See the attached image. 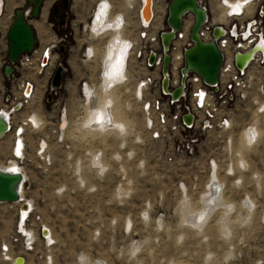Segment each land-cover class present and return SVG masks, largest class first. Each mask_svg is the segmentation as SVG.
<instances>
[{
    "label": "rangeland",
    "instance_id": "374dc122",
    "mask_svg": "<svg viewBox=\"0 0 264 264\" xmlns=\"http://www.w3.org/2000/svg\"><path fill=\"white\" fill-rule=\"evenodd\" d=\"M60 2L51 0L50 4L58 3L60 8ZM23 6L25 0H3L0 40L5 39L6 25L14 11ZM48 12L49 9L44 19L32 21L40 28L38 42H45L53 34H66L65 44L71 50L62 54L57 51V61L65 68L60 87L51 88L48 82L44 92L45 77H36L40 88L34 111L41 120V108L50 121L59 104L66 102L71 106L70 123L63 142H49L50 167L43 168L34 154L38 133L28 137L29 155L22 166L28 176L25 197L33 202L35 211L52 232L50 264H264V113L256 114L251 104L238 109L230 134L234 153L241 152V158L234 154L232 159L247 166L232 177L219 173L217 180L224 185L225 204L214 205L193 223L195 212L202 208V194L209 187L208 181H212L208 158L218 155L221 167L229 159L221 149L220 138L197 135L199 146L192 155H176L168 162L162 143L135 142L138 115L133 110L126 113L117 108L128 126L125 149L120 150L119 141L124 144L125 140L117 133L93 135L96 147L104 148L102 161L107 167L103 172L93 169L88 156L82 155L88 145L87 137L74 142L70 136L77 132L73 111L78 83L94 66L78 60L80 42L73 40L71 32L57 26L49 28L46 24L54 23L52 19L45 24ZM0 54L1 58L3 44ZM9 81L5 82L8 86ZM261 105L264 106V99ZM253 120L259 123L260 140L249 147L242 130ZM9 143V139L0 142V164H6L3 162L8 159ZM80 152L81 171L76 172L74 162ZM116 152L121 159L112 156ZM236 176L240 180L237 183ZM16 224L17 206L10 202L0 204V243L15 232ZM12 247L18 252L13 258L22 254L28 264H47L44 259L48 252L37 234L33 251L23 253L21 244ZM0 264L10 262L0 254Z\"/></svg>",
    "mask_w": 264,
    "mask_h": 264
},
{
    "label": "built area",
    "instance_id": "2783aa9c",
    "mask_svg": "<svg viewBox=\"0 0 264 264\" xmlns=\"http://www.w3.org/2000/svg\"><path fill=\"white\" fill-rule=\"evenodd\" d=\"M170 1L151 0L148 17L146 0H70L71 14L63 24L59 21L57 23L48 21L49 13L47 14L45 24L48 21L46 25L51 29L57 26L58 29L71 32L73 40L80 42L76 54L78 60L81 63L90 62L94 66V69L88 70V75L78 83L77 100L73 111L77 132L70 138L74 142H79L85 135L89 144L85 150L83 149L82 155L88 156L93 169L98 172L105 171L107 167L102 161L105 155L104 148L96 147L92 136L119 134L116 131L107 132L110 130L107 111L114 104L117 106L116 109L123 108L126 113L133 110L140 118L135 142L162 143L168 162L176 155H192L199 146L197 135H216L222 143L223 153L226 152L229 159L224 167H221L218 155L208 158V171L210 175L217 171L232 177L246 167L237 165L232 159L236 153L233 150V137L230 133L237 111L240 107L251 104L256 114L264 113V107L261 105L264 99V49L258 46L264 41V0H195L206 13V19L199 27L197 35L203 42L215 40L222 54L218 78L213 84H207L195 72L182 73L184 53L193 45L190 30L195 16L191 11L182 14L181 26L173 31L174 36L167 48L162 45L161 32L170 29L166 23ZM104 3H107L108 10L98 17L97 13ZM233 6H239L240 11L233 13ZM20 8L23 17L35 30L36 42L31 51L21 54L16 62L11 63L8 59L6 34L12 20L6 25L3 35L5 41H0V44H3V55L0 58V115L6 122V128L0 135V142L5 139L10 141L7 146L6 163L13 161L23 165L29 155L28 137L38 133L35 137L34 154L39 157L42 167L46 168L50 167L52 162L49 142L51 140L63 142L67 138L71 106L66 102L60 103L54 119L50 121L40 108L41 120L38 122L34 102L39 94L40 83L36 77H45L43 83L46 92L57 65L62 64L57 61L59 59L57 51L60 50L62 54L71 48L65 44L66 34L60 36L53 34L46 40L47 42H38V31L32 21L41 17V12L34 18L31 16L30 4L26 2V6ZM107 24H111L112 28H106ZM214 28L219 29L217 36L213 33ZM1 31L0 25V33ZM116 36L129 40L132 47L124 62L123 75L119 80L110 82L104 75L106 56ZM237 53L250 54L241 67L236 64ZM165 55H168V65L167 72L163 73ZM8 64L12 65L13 71L5 76L3 67ZM165 78L167 84L164 88ZM7 79L10 80L9 86L5 83ZM85 87H89L90 90L87 91ZM178 88H181V91L174 96L173 93ZM100 93L112 94L113 100L110 103L109 100L104 102ZM41 102L40 98V105ZM89 108L91 115L96 110H102L96 116V123H92V120L85 123ZM63 122L64 127L61 125ZM94 125L107 129L101 131L100 128L96 132L92 128ZM126 127L128 132L127 124ZM258 129V121L253 120L247 122L242 130L243 139L248 146H254L260 140ZM125 146L126 144L119 145L120 150H124ZM80 154L81 152L76 155L77 159L74 162L76 172L81 171ZM227 167L230 168L228 171ZM237 177L234 180L236 183L240 181ZM21 212L19 208V213ZM33 223L36 225L31 228L30 225ZM22 226L27 230H22ZM48 227L35 208L27 209L16 224L15 232L0 243L3 260L10 262L8 257L18 253L13 250L12 244H21L23 253L33 251L37 234L48 252L44 260L50 264L54 240H49L52 232Z\"/></svg>",
    "mask_w": 264,
    "mask_h": 264
},
{
    "label": "water",
    "instance_id": "95a60500",
    "mask_svg": "<svg viewBox=\"0 0 264 264\" xmlns=\"http://www.w3.org/2000/svg\"><path fill=\"white\" fill-rule=\"evenodd\" d=\"M64 8L70 5V0H60ZM31 5V16L37 18L42 10L44 0H26ZM151 3V0L149 1ZM147 6V2H146ZM150 8V7H149ZM185 11H191L195 18L190 30V36L193 40V45L184 53V66L182 73L191 71L197 73L201 79L207 84H213L217 81L218 73L222 63V54L216 45L215 40L210 42H203L197 35V31L201 24L206 19L205 10L196 4L195 0H171L168 4L166 23L170 26L167 31L161 32V42L164 48H167L170 40L174 36L173 31L181 26V17ZM218 28H214V35L217 36ZM8 43V59L11 63L16 62L18 57L33 49L36 42V34L33 26L23 17L21 8L14 11V17L7 30ZM61 47V52H63ZM250 54L236 55V64L241 67L245 64ZM242 58L245 59L243 63ZM168 55L164 56L162 72H167ZM3 73L8 76L12 71V65L8 64L3 67ZM65 71L62 64H58L50 85L52 88H58L63 79V72ZM167 84L166 78L163 81V87ZM181 88L176 89L174 96L178 95ZM49 99V97L47 98ZM6 128V122L2 115H0V135H2ZM21 174H11L0 171V202H16L19 199L17 185L20 182Z\"/></svg>",
    "mask_w": 264,
    "mask_h": 264
},
{
    "label": "bare ground",
    "instance_id": "6f19581e",
    "mask_svg": "<svg viewBox=\"0 0 264 264\" xmlns=\"http://www.w3.org/2000/svg\"><path fill=\"white\" fill-rule=\"evenodd\" d=\"M50 1L51 0H48L47 2H46V4L43 6V8H42V10H41V18H43V16H45V14H46V10H47V7H48V5H49V3H50ZM150 0H146V2H147V6H146V16L148 17L149 16V14H150V11H149V7H150V2H149ZM2 8H3V0H0V13H1V11H2ZM44 19V18H43ZM38 21V20H37ZM44 21V20H43ZM42 24V23H41ZM45 25V24H44ZM38 31L40 30V28L39 29H37ZM42 30V29H41ZM49 30V29H48ZM45 31H47V29L45 30ZM43 34V33H42ZM46 39V38H45ZM49 39V38H48ZM47 42V41H46ZM242 60H243V63L245 62V59L244 58H242ZM86 88V90L87 91H89L90 90V88L89 87H85ZM101 94V97H102V99H103V101L105 102V101H107V100H109V103H110V101H112L113 100V98H112V94H110V93H108V94H103V93H100ZM110 105V104H109ZM112 107H111V109L110 110H108L107 111V115L109 116V123H110V126L108 127V128H110V130H107V132H110V131H116V132H118L119 134L118 135H120L121 134V136H123V134H125L127 131V127H126V123L125 122H123L122 121V118H121V116H120V113H118V111H117V109H116V107L117 106H114V104H112L111 105ZM264 107V106H263ZM88 111H89V114H88V116L86 117V119H85V123L87 124V123H89L88 121H90V120H92V123H96V116L99 114V112H102V110H100V111H98V110H96V111H94L93 112V115H91V113H90V111H91V108H89L88 109ZM36 115V117H37V114H35ZM85 118V117H84ZM37 119V121L39 122L40 121V117L38 118H36ZM62 127H64L65 126V122H63L62 124ZM93 129H95V131L96 132H98L99 130H100V128H101V131H105V129H107L106 127H104V126H101V127H98L97 125H94L93 127H92ZM260 136V135H259ZM122 138H124V140H125V143L123 144V143H121L120 141H119V145L121 146V145H125L126 144V137L125 136H123ZM231 139H232V137H231ZM89 144V143H88ZM248 146V145H247ZM250 147V146H249ZM131 153V152H130ZM236 155L238 156V157H240L241 158V152H237L236 153ZM113 157H119L120 159H121V154L119 153V152H116V153H114L113 155H112ZM115 159H117V158H115ZM242 160V159H241ZM245 161V160H244ZM246 162V161H245ZM3 163H6V160L3 162ZM236 163H237V165H239V166H245V164H244V162H242V161H239L238 159H237V161H236ZM247 166V165H246ZM230 168L229 167H227L226 168V171H228ZM0 171L1 172H7V173H11V174H21V179H20V182L18 183V185H17V191H18V196H19V199L16 201V202H14V204H16L17 205V223L20 221V218L22 217V215H25V213H26V210L27 209H30V208H35L34 207V204H33V202L31 201V200H29V199H27L26 197H25V194H24V186H25V184H26V182H27V180H28V176H27V174H26V172H25V169H24V167L22 166V165H20L19 163H16V162H13V161H10L8 164L6 163V164H0ZM232 172L234 173V169H233V167H232ZM210 173V172H209ZM219 173L220 172H217V171H214V172H212L211 173V175H210V179L209 180H215L214 182H212V181H208L209 182V187H208V189H207V191H205L204 192V194H202V197H201V199H200V201H201V204H202V208L200 209V210H198V211H196L195 212V214H194V216H195V218L193 219V223H195V221L199 218H201V216H200V214H203L205 211L206 212H209L212 208H213V206L214 205H217V204H225L224 202H223V199H222V196H223V191H222V189H221V183L217 180V176L219 175ZM212 178H214V179H212ZM119 193H120V190H119ZM217 201H219L218 203H216ZM2 203H5V202H0V204H2ZM19 208H20V210L22 211L21 213H19ZM191 210V209H190ZM189 210V211H190ZM194 212V211H193ZM192 213V212H191ZM197 214H199V215H197ZM21 229L22 230H24V231H26L27 229L25 228V227H21ZM46 232H48V230H45ZM51 239H53L52 238V235L50 236V239L49 240H51ZM48 240V239H47ZM46 240V241H47ZM8 254V253H7ZM9 255V254H8ZM14 255H16V254H14ZM14 255H12L11 257H8V258H10V263H12L13 264V262H14V264H28L27 262H26V257L25 256H20V255H17V256H15L14 258H13V256ZM50 259H51V257H50ZM45 261V260H44ZM95 264H102V263H100V262H97V263H95Z\"/></svg>",
    "mask_w": 264,
    "mask_h": 264
},
{
    "label": "clouds",
    "instance_id": "9594fccd",
    "mask_svg": "<svg viewBox=\"0 0 264 264\" xmlns=\"http://www.w3.org/2000/svg\"><path fill=\"white\" fill-rule=\"evenodd\" d=\"M131 47L132 43L129 40L124 39L122 36L114 37L107 52L104 72L105 77L110 82L119 80L123 75L124 62Z\"/></svg>",
    "mask_w": 264,
    "mask_h": 264
},
{
    "label": "flooded vegetation",
    "instance_id": "af4514ba",
    "mask_svg": "<svg viewBox=\"0 0 264 264\" xmlns=\"http://www.w3.org/2000/svg\"><path fill=\"white\" fill-rule=\"evenodd\" d=\"M47 1L44 2L43 6L46 4ZM50 3H51V1H50ZM50 3H49L47 10H46V12H47L49 9V12H48L49 13L48 14L49 19L54 20L56 23L59 21L61 24H63L67 20V17L70 15L69 6L67 8H64L62 6V4H60L61 7L59 8L58 3H54L53 5ZM43 6H42V8H43ZM2 16H3V14L0 17H2Z\"/></svg>",
    "mask_w": 264,
    "mask_h": 264
},
{
    "label": "snow or ice",
    "instance_id": "6c2138e0",
    "mask_svg": "<svg viewBox=\"0 0 264 264\" xmlns=\"http://www.w3.org/2000/svg\"><path fill=\"white\" fill-rule=\"evenodd\" d=\"M107 10H108L107 3L102 4L101 7H100L99 12L97 13V16L99 17L101 15H104L107 12ZM239 11H240V7L239 6H233V8H232V12L233 13H238ZM230 14H232V13H230ZM105 27L106 28H112V25L111 24H107V25H105ZM118 27H119V25H118ZM258 46L261 47L262 49H264V41H261V43ZM200 96H201V100H203V93H201Z\"/></svg>",
    "mask_w": 264,
    "mask_h": 264
},
{
    "label": "crops",
    "instance_id": "0c3cea01",
    "mask_svg": "<svg viewBox=\"0 0 264 264\" xmlns=\"http://www.w3.org/2000/svg\"><path fill=\"white\" fill-rule=\"evenodd\" d=\"M0 41H2V40H0ZM3 41H5V40H3ZM0 73H1V70H0Z\"/></svg>",
    "mask_w": 264,
    "mask_h": 264
}]
</instances>
